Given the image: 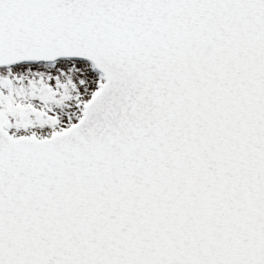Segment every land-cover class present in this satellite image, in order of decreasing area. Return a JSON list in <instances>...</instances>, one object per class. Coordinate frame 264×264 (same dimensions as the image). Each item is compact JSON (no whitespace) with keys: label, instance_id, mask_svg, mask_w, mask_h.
<instances>
[{"label":"snow or ice","instance_id":"snow-or-ice-1","mask_svg":"<svg viewBox=\"0 0 264 264\" xmlns=\"http://www.w3.org/2000/svg\"><path fill=\"white\" fill-rule=\"evenodd\" d=\"M0 264H264V0H0Z\"/></svg>","mask_w":264,"mask_h":264}]
</instances>
